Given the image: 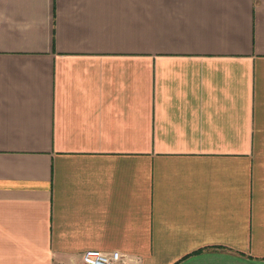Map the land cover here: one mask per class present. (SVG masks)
Listing matches in <instances>:
<instances>
[{
  "label": "crops",
  "instance_id": "crops-1",
  "mask_svg": "<svg viewBox=\"0 0 264 264\" xmlns=\"http://www.w3.org/2000/svg\"><path fill=\"white\" fill-rule=\"evenodd\" d=\"M264 264V0H0V264Z\"/></svg>",
  "mask_w": 264,
  "mask_h": 264
},
{
  "label": "built area",
  "instance_id": "built-area-1",
  "mask_svg": "<svg viewBox=\"0 0 264 264\" xmlns=\"http://www.w3.org/2000/svg\"><path fill=\"white\" fill-rule=\"evenodd\" d=\"M120 260L118 252L104 254L96 250H86L81 256L82 264H116Z\"/></svg>",
  "mask_w": 264,
  "mask_h": 264
}]
</instances>
